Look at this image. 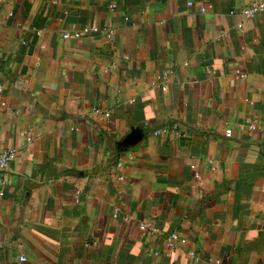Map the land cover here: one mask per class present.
Listing matches in <instances>:
<instances>
[{
    "label": "crops",
    "instance_id": "0c3cea01",
    "mask_svg": "<svg viewBox=\"0 0 264 264\" xmlns=\"http://www.w3.org/2000/svg\"><path fill=\"white\" fill-rule=\"evenodd\" d=\"M258 1L0 0V264H264Z\"/></svg>",
    "mask_w": 264,
    "mask_h": 264
},
{
    "label": "built area",
    "instance_id": "2783aa9c",
    "mask_svg": "<svg viewBox=\"0 0 264 264\" xmlns=\"http://www.w3.org/2000/svg\"><path fill=\"white\" fill-rule=\"evenodd\" d=\"M114 7H115V4L111 3L110 8L113 9ZM203 10H205V9L203 8ZM233 12H235V11H232V13ZM262 12H264V0L255 2L251 6L245 7L241 10V13L245 17H255L259 13H262ZM99 31H100V29L98 26H85L81 31H75L73 33H65L63 36L65 38H68L70 36H74L76 38H79L84 34H94V33H97ZM109 31L113 32L114 30H109ZM105 115L109 116L110 113H105ZM250 128L251 129H257V124L256 123L250 124ZM167 131L168 130L166 128H161V129L156 130L155 134L159 135V134L166 133ZM229 135H230V133H229ZM17 154H18V151L15 148L0 151V179H1V176L3 175V173H5V171L8 170L10 163L12 162V160H14V158L17 156ZM78 194H79V192L77 193V195ZM78 196H77V198H78ZM141 227L144 230L147 229V225L145 223H142ZM154 231H156V229H154ZM178 243L184 244V243H186V239L181 237L177 231L171 232L166 238L167 247L169 249L175 248ZM155 254L158 255L159 252H155ZM20 260H25V258L21 257Z\"/></svg>",
    "mask_w": 264,
    "mask_h": 264
},
{
    "label": "water",
    "instance_id": "95a60500",
    "mask_svg": "<svg viewBox=\"0 0 264 264\" xmlns=\"http://www.w3.org/2000/svg\"><path fill=\"white\" fill-rule=\"evenodd\" d=\"M144 136V132L141 128L132 127V131L126 136V138L120 143L123 149H126L137 142H139Z\"/></svg>",
    "mask_w": 264,
    "mask_h": 264
}]
</instances>
